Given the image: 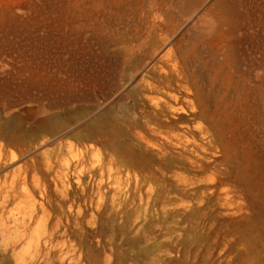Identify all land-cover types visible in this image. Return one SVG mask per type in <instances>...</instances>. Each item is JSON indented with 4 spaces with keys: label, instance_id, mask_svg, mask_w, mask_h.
<instances>
[{
    "label": "bare ground",
    "instance_id": "6f19581e",
    "mask_svg": "<svg viewBox=\"0 0 264 264\" xmlns=\"http://www.w3.org/2000/svg\"><path fill=\"white\" fill-rule=\"evenodd\" d=\"M128 1L134 2L131 5L139 13L146 12L138 20L140 28L146 30L135 50L124 46L122 50L115 49L119 59L108 68L107 87L84 85L87 88L83 86L76 92L55 86L38 92L23 88L0 90L2 264L16 262L17 248L22 245L31 255L20 259V264L54 263L56 238L64 235L70 221L76 225L87 217L92 222L121 220L124 224H138L140 214L132 218L131 198L123 191L125 188H145V203H150L151 208L156 206L154 210L161 215L178 208L192 213L213 201L231 200L233 195L226 186L229 184L246 191L254 186L249 158L243 152L225 101L227 82L217 72L211 73L206 47L199 42L202 37L194 39L189 32L188 36L175 38L181 23L175 10L162 12L165 15L161 17L149 14L155 0ZM138 31L139 27L136 34ZM102 36H97L99 44L104 41ZM119 38L118 41L122 36ZM237 61H233L238 76L234 88L239 91L248 82H242L245 79ZM41 79L35 73V81ZM252 89L264 102V88L253 85ZM13 96L31 101L24 112L13 108ZM62 134L67 136L57 137ZM83 165L81 177L77 175L71 185L72 170ZM51 178L58 181L53 191L47 184ZM64 205L73 211L63 223L60 214Z\"/></svg>",
    "mask_w": 264,
    "mask_h": 264
},
{
    "label": "rangeland",
    "instance_id": "374dc122",
    "mask_svg": "<svg viewBox=\"0 0 264 264\" xmlns=\"http://www.w3.org/2000/svg\"><path fill=\"white\" fill-rule=\"evenodd\" d=\"M170 1L155 0L149 14L164 17L167 11L175 10L173 13L178 22L184 21L177 32L181 35L176 33L175 38L183 34H192L194 39L195 36L202 37L199 42L206 47L204 53L210 59L211 73L217 72L227 82L225 101L230 108L228 111L231 112L243 152L249 158L248 168L255 177L253 181L256 186L246 191L229 184L226 186L229 194L233 195L231 200H216L192 213L178 208V211L170 209L161 215L154 210L156 206L151 208L150 203H145V188H125L123 191L131 198L129 210L133 211L132 218L140 214L138 224H124L120 223L121 220L96 219L92 222L87 217L81 218L76 225L70 221L64 235L56 238L54 263L42 264H264V102L259 92L252 89L253 85L258 89L264 88V0ZM131 4L134 6V2L128 0H0V90L23 88L38 92L55 86L76 92L81 87L92 88L97 84L107 87L110 80L108 68L119 59L115 49L122 50L124 46L135 50L146 30L140 28L138 21L146 12L139 13ZM127 6L132 10L128 18ZM137 25L140 35L135 32ZM98 26L105 27V30L100 28L103 34ZM211 32L212 35L209 34ZM104 33H107L106 36ZM119 34L122 36L120 42ZM96 35H101L102 41L104 39L101 44ZM111 39L114 40L113 46ZM113 54L116 58H113ZM233 61L238 62L237 66L245 79L242 82H248L243 90L236 91L234 88V79L238 76ZM35 73L40 74L42 79L35 81ZM12 99L17 104L13 108L18 113L24 112L26 104L31 103L17 96ZM63 134L57 137L67 136ZM84 168V165L76 166L72 170L69 176L71 185L77 175L81 177ZM57 183L53 178L47 182L51 191ZM63 207L60 215L64 223V217L70 216L69 212L73 210L67 205ZM17 252L18 258L11 264H20V259L31 255L23 245L17 248Z\"/></svg>",
    "mask_w": 264,
    "mask_h": 264
}]
</instances>
